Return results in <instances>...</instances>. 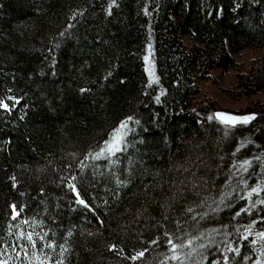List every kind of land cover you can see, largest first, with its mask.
I'll return each mask as SVG.
<instances>
[{"label":"trees","instance_id":"trees-1","mask_svg":"<svg viewBox=\"0 0 264 264\" xmlns=\"http://www.w3.org/2000/svg\"><path fill=\"white\" fill-rule=\"evenodd\" d=\"M109 4L110 0H0V98H20L10 113L0 109V229L6 227L10 203L27 202L24 216L38 206L43 212L39 201L45 199V222L55 227V217L64 226L57 229V243L73 229L65 264H159L163 256L156 252L166 248L149 241L162 234L155 225L165 224L175 232L172 218L188 219L180 212L186 201L197 199L195 189L187 190L189 181L215 180V194L234 160L264 152V102H250L236 111L258 114L251 124L223 128L206 120L223 109L214 99L199 97L205 81L218 83V70L237 71L231 99L264 93V57L254 58L247 68L238 61L247 50L264 47V0H117L111 15L106 12ZM74 12L82 15L73 20ZM69 24L74 25L68 29L70 35L53 48L54 39H60L58 34ZM149 39L159 78L152 84L143 62ZM81 87L89 91L81 93ZM128 115L141 120L137 131L143 143L117 154L116 168L131 182L113 201L105 191L115 190L107 162L87 160L84 175L92 181L95 173V187L82 189V194L95 212L75 205L74 196L57 187L64 165L72 162L73 171H78L84 155L98 150ZM253 168L258 171V163ZM255 183L256 177L249 180V185ZM198 190L205 194L203 187ZM89 193L95 194V201ZM246 203L239 200L225 209L218 223H229ZM258 209L264 217V206ZM250 219H257V214L241 213L236 223ZM193 223L184 227L191 230ZM257 227H264V220H258ZM111 244L117 250L109 251ZM121 247L127 256L143 248L149 252L131 261L116 254ZM249 252L244 241L234 264H243ZM215 258L209 254L204 264Z\"/></svg>","mask_w":264,"mask_h":264},{"label":"snow or ice","instance_id":"snow-or-ice-1","mask_svg":"<svg viewBox=\"0 0 264 264\" xmlns=\"http://www.w3.org/2000/svg\"><path fill=\"white\" fill-rule=\"evenodd\" d=\"M116 4L117 0H110L109 7L106 9L108 15H111V8ZM239 6L238 3L236 7ZM77 14L82 15V13L74 12L73 20L76 19ZM148 14L145 11V15ZM73 26L69 24L66 29L58 34L60 39H54L53 48L60 47L61 41L70 35L68 29ZM53 48H50L49 51L51 52ZM143 62L144 71L150 78L149 83H158L159 78L155 73L150 39L146 44ZM12 91L11 88L7 89L8 93H12ZM79 91L84 93L89 89L81 87ZM155 99L157 103L160 102L159 96ZM19 102V97L6 95L0 98V109L10 113ZM257 115L256 113L235 114L221 110L208 115L206 120L209 123L215 122L223 128H235L238 125L247 126L251 124L252 121L257 119ZM23 118L24 116L20 117V119ZM140 125L141 120L134 115H128L120 120L108 138L103 140L102 146L98 145V150L90 149L84 155L83 160L79 161L76 165L78 171H73L72 162L64 165V173L59 175L57 187L63 186L66 188L74 196L75 205L95 212L93 204L86 200L82 194V189L84 192H88L90 188L95 187V173H93L92 181H89L88 177L84 175V170L88 167L85 161L103 159L107 162L115 182L114 191L110 188H106L105 191L111 194L113 201H118L120 189L126 188L131 181L128 175L122 176L116 168L119 162L117 154L128 152L130 147L134 148L137 143H143L139 139L137 131V127ZM217 130L220 131L221 127H218ZM232 155L235 157V152ZM73 157L75 159V154H73ZM254 162L259 165L258 171L253 168ZM93 167L99 166L94 165ZM229 167L227 180L215 194H213L215 180L209 183L207 179L201 177L199 181H189L191 187L187 190L195 189L197 199L186 201L180 212V216L188 217L187 220L172 218V222L176 226L175 232H169L165 224L155 225L163 231L161 235L151 239L149 244L160 248L162 242L166 248V251L162 253L156 252V256H163L159 264H204L208 260L209 254L216 256L211 264H234L236 257L241 255V245L244 241L248 242L250 252L243 255V264H249V262L250 264H264V227H257L258 220H264V217L259 216L258 209V206H264V196L261 195L264 193V152L242 161L234 160ZM127 171L125 169V173ZM185 171H188V169H185ZM192 175L195 176V173H192ZM253 177H256V183L249 185V180ZM11 180L12 188H16L15 176L11 177ZM172 183L175 184L176 181ZM180 183L183 184L184 182L181 181ZM201 187L205 190L204 195H201L198 190ZM183 192L184 189H181V198H184ZM43 193L44 189H41V194ZM89 194L92 196V200L95 201V194ZM20 195L24 196V193L21 192ZM239 200H246L247 203L229 218V223H218L220 213L225 209L234 207ZM102 202L106 206L109 205L108 199H104ZM39 204L44 206L43 212L39 210L38 206L32 215L24 216H22V213H25V209L30 206L27 202H22L19 205L16 203L8 205L10 213H5L8 217L6 227L0 229V232L3 233L0 234V264H65L67 254L71 252L69 239L73 234V229L68 228L61 238L63 242L57 243V229L64 226L59 224L55 217L51 218L52 225H55V227L49 226L43 218L44 213L48 210L47 201L41 199ZM57 207H59V204H57ZM196 209L203 210L197 211ZM254 212L257 214V219H250L247 223H236V219L241 216V213H247L251 217ZM97 220L103 224V220H100L99 216H97ZM164 220L168 221L169 217L165 216ZM189 222H194L191 230L184 227ZM89 234L91 235V233ZM250 237L251 239H249ZM57 248H59V252H57ZM117 248L116 244L109 245V251H115ZM148 252L149 248H143L135 251L134 255L127 256L123 255L124 249L121 247L116 254L123 256L124 259L138 261L145 258V254Z\"/></svg>","mask_w":264,"mask_h":264},{"label":"rangeland","instance_id":"rangeland-1","mask_svg":"<svg viewBox=\"0 0 264 264\" xmlns=\"http://www.w3.org/2000/svg\"><path fill=\"white\" fill-rule=\"evenodd\" d=\"M256 57H264V47L247 50L243 55L238 57V61L243 64L244 68H247L250 66L251 60ZM236 73L237 71H229L227 73H222L220 70L216 71L214 76L217 78L218 83L215 84L212 80L205 81L199 97L202 99L210 97L219 104L220 108L232 113L243 110L250 102H264V93L247 100L245 98L241 100L231 99L229 90L234 87Z\"/></svg>","mask_w":264,"mask_h":264},{"label":"water","instance_id":"water-1","mask_svg":"<svg viewBox=\"0 0 264 264\" xmlns=\"http://www.w3.org/2000/svg\"><path fill=\"white\" fill-rule=\"evenodd\" d=\"M222 111H226V110H222ZM228 112V111H227ZM230 113H232V112H230ZM236 114V113H235Z\"/></svg>","mask_w":264,"mask_h":264}]
</instances>
